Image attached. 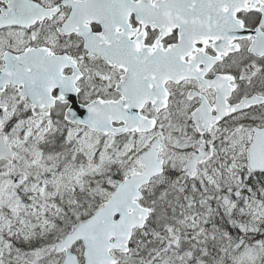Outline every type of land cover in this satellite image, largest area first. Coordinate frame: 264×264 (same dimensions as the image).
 <instances>
[{
    "label": "snow or ice",
    "instance_id": "obj_1",
    "mask_svg": "<svg viewBox=\"0 0 264 264\" xmlns=\"http://www.w3.org/2000/svg\"><path fill=\"white\" fill-rule=\"evenodd\" d=\"M0 264H264V0H0Z\"/></svg>",
    "mask_w": 264,
    "mask_h": 264
},
{
    "label": "water",
    "instance_id": "obj_2",
    "mask_svg": "<svg viewBox=\"0 0 264 264\" xmlns=\"http://www.w3.org/2000/svg\"><path fill=\"white\" fill-rule=\"evenodd\" d=\"M79 114H80L81 116H83V115H82V114H83L82 112H79Z\"/></svg>",
    "mask_w": 264,
    "mask_h": 264
},
{
    "label": "flooded vegetation",
    "instance_id": "obj_3",
    "mask_svg": "<svg viewBox=\"0 0 264 264\" xmlns=\"http://www.w3.org/2000/svg\"><path fill=\"white\" fill-rule=\"evenodd\" d=\"M80 105L79 104H77V107H79ZM81 107V106H80Z\"/></svg>",
    "mask_w": 264,
    "mask_h": 264
}]
</instances>
